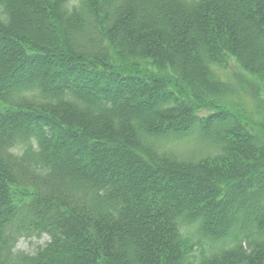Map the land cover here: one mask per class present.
<instances>
[{
	"label": "trees",
	"instance_id": "16d2710c",
	"mask_svg": "<svg viewBox=\"0 0 264 264\" xmlns=\"http://www.w3.org/2000/svg\"><path fill=\"white\" fill-rule=\"evenodd\" d=\"M232 62L264 82V0H0V264H264Z\"/></svg>",
	"mask_w": 264,
	"mask_h": 264
},
{
	"label": "rangeland",
	"instance_id": "374dc122",
	"mask_svg": "<svg viewBox=\"0 0 264 264\" xmlns=\"http://www.w3.org/2000/svg\"><path fill=\"white\" fill-rule=\"evenodd\" d=\"M221 74L224 76L225 79L236 84L239 87H241V83L244 82L248 83V85L251 86V94H248L246 97V101L248 103L247 108L249 110H253V97L255 94L260 95V97L264 99V82H260L257 79L245 75L235 62H232V64L226 71H221ZM195 136L196 135H191L189 137H185L184 139L181 138L178 143L174 144V147L178 148L176 151H186L187 153L190 151L192 152L194 149L198 148ZM48 241L49 239L47 236H43L42 238H21L17 245V251L26 254H35L39 247L45 246Z\"/></svg>",
	"mask_w": 264,
	"mask_h": 264
}]
</instances>
